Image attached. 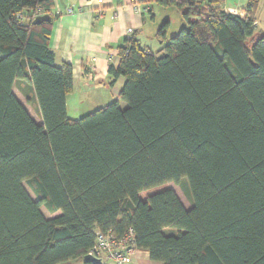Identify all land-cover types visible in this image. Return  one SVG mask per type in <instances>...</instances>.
I'll list each match as a JSON object with an SVG mask.
<instances>
[{"label": "trees", "instance_id": "trees-1", "mask_svg": "<svg viewBox=\"0 0 264 264\" xmlns=\"http://www.w3.org/2000/svg\"><path fill=\"white\" fill-rule=\"evenodd\" d=\"M224 1L136 0L174 7L188 27L167 39L164 21L156 51L128 33L109 66L124 78L117 98L71 119L72 67L55 64L52 18H31L53 1L0 0V264H103L83 259L96 231L130 227L161 264H264L262 0L242 17ZM183 177L188 208L170 185Z\"/></svg>", "mask_w": 264, "mask_h": 264}, {"label": "crops", "instance_id": "crops-1", "mask_svg": "<svg viewBox=\"0 0 264 264\" xmlns=\"http://www.w3.org/2000/svg\"><path fill=\"white\" fill-rule=\"evenodd\" d=\"M52 1L49 46L54 52L56 65L67 62L72 67L73 88L66 96V113L71 106L75 109L73 114H78L81 107L88 106V98L94 100V106L99 107L112 102L117 98L124 78L121 76L114 78L109 73V66L115 67L119 63L118 48L129 36L127 29L132 28V31L137 33L142 45L152 44L157 41L156 26L163 19L156 20L152 16L150 21L155 27L151 31L142 33L147 26H151L144 13L151 14V11L135 12L133 0ZM226 2L227 0L224 1L223 6L225 10L228 6L233 7V10L243 15L241 12L243 6L236 7ZM256 22L258 23L257 19ZM145 46L152 49L151 46ZM13 92L25 107L26 102L29 101L35 103L38 109L32 88L28 86V83L23 80L16 81ZM134 262L135 264H161L151 261L148 253L143 250L135 252Z\"/></svg>", "mask_w": 264, "mask_h": 264}, {"label": "rangeland", "instance_id": "rangeland-1", "mask_svg": "<svg viewBox=\"0 0 264 264\" xmlns=\"http://www.w3.org/2000/svg\"><path fill=\"white\" fill-rule=\"evenodd\" d=\"M246 1L247 0H227L226 3H231L232 5L239 7V6H245ZM132 4H133V2H132ZM138 6H140V8H141L143 5L138 3ZM148 10L151 11V14H149V13L145 14L144 13V16L146 17L148 22H150L151 26H147L145 28V30H142V33L143 32L145 33V31H151L155 27V26L153 27V25L151 24V21H150V20H152V18H151L152 16H154V18L156 20L163 19V21H159L158 26H156L157 27L156 30L159 29V27L161 26V24L164 21H168L167 27H166V38L167 39L170 38L171 36L177 34L180 31V29L188 27V23L184 20L181 12L179 10L175 9L174 7H163L159 4H157L156 2H151L148 4ZM225 11L228 13H233V14H236L239 16H243V15L239 14V11L233 10V7L228 6ZM255 17L258 20V23H257L258 25L256 24V32H258V33L263 32L264 31V0H262L260 7L258 8V10L255 14ZM144 45H148L149 47L151 46L152 50L156 51L160 47V42L157 40V41L153 42L152 44L147 43ZM17 91L18 90L16 89V92ZM95 97H96V95H95ZM86 101H87V99L85 100V102ZM87 104H88L87 107L85 105V107L80 108L78 114H73V111L75 109L73 107L69 106V111L67 113V117L71 118V119H78L79 117H82L86 113H89L90 111H93L99 107V106H94L95 105L94 100L89 99V98H88ZM25 105H26L27 111L29 112L30 116L34 119V121L39 123V124H42V120L40 118V113L36 107V104L28 101V102H26ZM120 106L122 108H124L126 106V103L123 101H120ZM87 109L88 110L90 109V110L87 112H84ZM186 184L188 186V181L185 177L181 178V180L178 183H173V182L170 183L171 187L173 188V190L175 191V193L177 194V196L181 200V202L184 204V206L190 207V201L188 199L187 191H186ZM24 186L29 191V193L34 197L30 187L27 184V182H24ZM41 210L46 217L52 216L45 209L44 206L41 207ZM108 264H111V263H108Z\"/></svg>", "mask_w": 264, "mask_h": 264}, {"label": "built area", "instance_id": "built-area-1", "mask_svg": "<svg viewBox=\"0 0 264 264\" xmlns=\"http://www.w3.org/2000/svg\"><path fill=\"white\" fill-rule=\"evenodd\" d=\"M133 0V9L135 12L141 10H148V6L141 7ZM68 11H71L68 9ZM42 9L38 8L36 11L31 13V18L38 15H42ZM18 17H22L19 14ZM257 22H254L256 26ZM132 29L128 28L127 33H131ZM133 228H128L123 234L115 235L111 230L100 231L97 230L95 233V242L88 254L95 257L98 261L103 264H135L134 254L138 250L135 246Z\"/></svg>", "mask_w": 264, "mask_h": 264}, {"label": "water", "instance_id": "water-1", "mask_svg": "<svg viewBox=\"0 0 264 264\" xmlns=\"http://www.w3.org/2000/svg\"><path fill=\"white\" fill-rule=\"evenodd\" d=\"M51 21V16L49 14H42V15H38L36 17L33 18V24H40L43 22H50ZM83 259L85 261H95L97 260L95 257L90 256L89 254H86ZM61 264H73L72 262H64Z\"/></svg>", "mask_w": 264, "mask_h": 264}, {"label": "clouds", "instance_id": "clouds-1", "mask_svg": "<svg viewBox=\"0 0 264 264\" xmlns=\"http://www.w3.org/2000/svg\"><path fill=\"white\" fill-rule=\"evenodd\" d=\"M233 14V13H232Z\"/></svg>", "mask_w": 264, "mask_h": 264}]
</instances>
